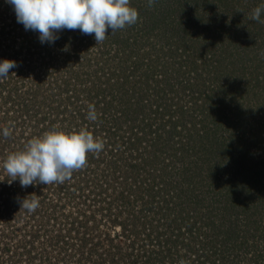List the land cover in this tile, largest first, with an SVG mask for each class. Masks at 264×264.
<instances>
[{
  "label": "rangeland",
  "instance_id": "rangeland-1",
  "mask_svg": "<svg viewBox=\"0 0 264 264\" xmlns=\"http://www.w3.org/2000/svg\"><path fill=\"white\" fill-rule=\"evenodd\" d=\"M53 1L0 0V264H264V0H133L110 43L116 0Z\"/></svg>",
  "mask_w": 264,
  "mask_h": 264
},
{
  "label": "trees",
  "instance_id": "trees-1",
  "mask_svg": "<svg viewBox=\"0 0 264 264\" xmlns=\"http://www.w3.org/2000/svg\"><path fill=\"white\" fill-rule=\"evenodd\" d=\"M53 1V0H52ZM56 1H58V0H54L53 1V4L56 2ZM128 1V3L129 4H127L126 3V0H116V5L118 4L119 5V7H113V8H111V10H107V13L104 11V13L103 14H105L104 16L106 17V18H109V16L111 17V16H113V15H115V14H119V18L118 19H115L114 20V26L116 27V28H114L113 30H109V28H107L106 26H101V34H102V38H106L105 39V41H107V42H109L110 43V37L112 36V35H115V37H117L118 39H121V40H123V41H129L130 39H131V37H125V36H121V33L123 32V33H125V34H128V35H130L129 34V32H128V30H132V29H134L135 28V24L134 23H131V21H134L135 20V18H137V15H138V12H136V8L137 7H135L134 6V3H136V1H133V0H127ZM148 1V4H149V6L150 5H155V4H159V3H164L166 0H147ZM125 2V4H127V9L123 12V3ZM58 3V2H57ZM137 4V3H136ZM124 7H125V5H124ZM49 10H51V9H49ZM184 12H186V13H189V12H187V10H185ZM51 12H49L48 10H47V12H46V16L47 17H49V18H51L52 20H54L55 22H56V20L57 21H59L61 24H63L62 22H61V20L60 19H56V18H54L53 19V16L50 14ZM137 13V14H136ZM39 15H45V14H39ZM43 16H39L40 17V19H42V17ZM139 16V15H138ZM39 20V19H38ZM122 21H126V22H129V29L127 30L126 29V27H123L121 24V22ZM37 22V19L35 18V21H34V23H36ZM66 23V22H65ZM43 27H46V31H43V35H44V37H46L47 36V34H48V24H46V26L43 24L42 25ZM119 26V27H118ZM103 27V28H102ZM2 30L3 29H0V33L2 32ZM51 30V29H50ZM46 32H47V34H46ZM50 32V31H49ZM42 35V36H43ZM46 35V36H45ZM63 36V35H62ZM105 36V37H104ZM0 37H1V35H0ZM65 37V36H64ZM213 37H214V35H213ZM41 38H43V37H41ZM133 39V38H132ZM36 41H38V39L36 40ZM105 43V42H104ZM21 44V43H20ZM12 47H13V45H12ZM40 50H41V48H40ZM6 48L3 46L2 47V51H0V96L3 94V93H5V90H6V88H7V85L8 84H11L10 83V79H9V76L11 75V72L10 71H8V70H10V69H12L11 68V59L9 58V56L7 55V53H6ZM15 56H17L18 54H14ZM47 56H48V58H49V60H51L52 58H53V55H51V54H47ZM205 65H206V62L204 63ZM195 78H196V76H195ZM186 85V84H185ZM189 86V85H188ZM11 91V93L12 94H14L13 92H15L16 93V87H15V85H14V88L12 89V87H11V89H10ZM10 92H8V94L10 93ZM2 102V101H1ZM5 102V100L2 102V104ZM203 103V98H202V101H200V103L199 104H202ZM20 112V109L18 108V111L16 112V113H19ZM20 117V116H19ZM73 127H75V129L73 130V132L76 130V129H78L77 131H75L74 132V134H76V135H78L79 137H80V139H82L83 137H89L91 134H94V128H95V125H90L89 127H87L86 126V128H82V127H79V126H73ZM90 130H92V132L93 133H88ZM8 132H7V127H5V125H3V121H2V119L0 120V150H1V152H0V198L2 199L1 200V202L0 203H2V204H0L1 205V207L2 208H4V209H6V211H8L9 210V208L11 209V208H13V210H15V215L14 216H12L13 217V220H12V222L13 223H16V222H19V221H22V220H24L25 219V216H23V217H21L22 215H23V213H25V211L24 210H22V212L20 211L21 209H19V207H20V205H22V203L23 202H20V199H19V197H21L19 194H18V191H11V188L8 186V184L10 183V184H12V182H10V181H8L9 179L7 178V177H5V178H3L2 177V173H9V172H11V173H14V175L16 176V178H17V176H19L21 173L23 174L24 173V171L23 170H21V165H20V163L18 162H15V160L13 161L12 160V157L14 158V157H16V159H18L19 158V156H17V154H15V153H10V154H8V155H5L4 154V150H5V146L7 145V144H9V140H10V135H8L7 134ZM8 135V136H7ZM16 143V142H15ZM14 143V144H15ZM13 144V143H12ZM231 144H233V143H231ZM11 144H9V146H10ZM78 143H77V145H76V148H78ZM121 145L119 144L118 145V147H120ZM124 146L125 147H129V146H134V143H133V141L131 140L130 142H129V144H124ZM124 148V147H123ZM124 150H129V152L126 154V156L129 154V153H131L132 151H133V147H129L128 149H124ZM89 156V158H91V160L93 159V157L92 156H90V155H88ZM50 159V158H49ZM51 160V159H50ZM251 163V162H250ZM112 165H115V163H113ZM88 170H89V168H87V170L85 169V171L83 172L84 174H86V173H88ZM2 171V172H1ZM113 171H114V169H113ZM26 172H29V170L27 169V171ZM79 175L81 174V173H78ZM88 174H94L91 170L89 171V173ZM94 177V176H93ZM16 178L14 177L13 178V185H14V183H15V181H16ZM35 177H33V179L32 180H38V179H34ZM88 178V177H87ZM18 181V180H17ZM83 182L84 183H87V181L86 180H83ZM97 180H93V181H91L88 185H90V186H96L97 185ZM87 185V186H88ZM14 187V186H13ZM17 190H19V188H17ZM9 193H12V196L14 197H17L16 199H8L9 198ZM174 197H177V195L175 194L174 195ZM29 200H32V199H29ZM0 207V210H3L2 208ZM33 208H35V207H33ZM44 209H46V208H44ZM43 209V211H42V214H40V216H41V218L43 217H45L46 215H47V213H46V210H44ZM1 213V212H0ZM40 213H41V211H40ZM27 220V219H26ZM51 221V220H50ZM68 234V233H67ZM33 237V236H32ZM34 238V237H33ZM53 240H50L51 242H54L53 244H55L57 247H60V246H63V245H66V247L68 248V247H71V249H74V246L75 247H77L76 249H75V252H81V250L82 251H84V247H86V239H84L83 240V242H82V249L80 250L79 248H80V246L81 245H79V244H77L76 242L75 243H70V241H68V239H61V236L59 235V234H54L53 235ZM70 239H71V237H70ZM72 240V239H71ZM64 242V243H63ZM33 244V243H32ZM81 244V243H80ZM60 245V246H59ZM90 254V253H89ZM89 254H86L87 255V257H89L88 255ZM82 256V255H81ZM91 256V255H90Z\"/></svg>",
  "mask_w": 264,
  "mask_h": 264
}]
</instances>
